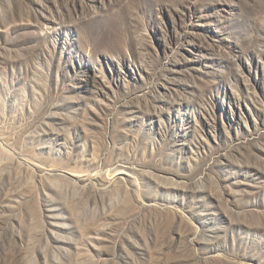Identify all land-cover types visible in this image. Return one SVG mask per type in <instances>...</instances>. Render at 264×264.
Wrapping results in <instances>:
<instances>
[{
	"label": "rangeland",
	"instance_id": "obj_1",
	"mask_svg": "<svg viewBox=\"0 0 264 264\" xmlns=\"http://www.w3.org/2000/svg\"><path fill=\"white\" fill-rule=\"evenodd\" d=\"M0 264H264V0H0Z\"/></svg>",
	"mask_w": 264,
	"mask_h": 264
}]
</instances>
